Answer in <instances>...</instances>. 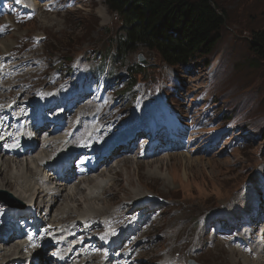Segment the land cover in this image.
I'll use <instances>...</instances> for the list:
<instances>
[{"label": "rangeland", "instance_id": "obj_1", "mask_svg": "<svg viewBox=\"0 0 264 264\" xmlns=\"http://www.w3.org/2000/svg\"><path fill=\"white\" fill-rule=\"evenodd\" d=\"M211 1L224 12L225 22L220 31V40L210 56L196 58L184 66L173 67L163 62L159 55L152 53V57L148 59L150 64L138 69V55L145 56L148 52L143 48L130 51L116 60L117 62H113L115 44L122 34V21L117 13L109 10L105 0H0V42L6 40L12 44L14 39L8 35L15 34L16 28H19L16 31L18 35L25 32L20 25H28L33 16L38 17L34 20L36 27L31 29H38L42 34L39 31L32 33L33 38L27 41V44H35V51L31 53L36 52L37 55L33 58H40L42 67L49 68V76L55 74L63 78L64 82H70V87L61 96L56 95V89L49 92L55 103L52 110L61 109L60 113L63 115L72 92L79 96L87 93L90 100L104 92L105 100L97 103L103 104L104 108L118 102L119 111L143 108L149 110L148 113L151 112L150 117L142 114L149 120L140 118L143 122L131 115L130 121L136 123L134 126L144 129L143 132L149 129L144 124L149 123L150 119L153 120V129L134 137L133 146L138 150H150L153 143L161 147L160 157H167L166 146L178 145L175 153L190 156L194 161L187 164L176 157L161 162L158 159L144 162L128 160L114 166L116 171L111 175L119 176L121 182L114 181L109 184L113 188L110 196L111 207L120 201L133 203L140 200L128 206L124 212L127 217L125 229L133 228L139 237L128 234L123 235L120 240L114 236L103 238L106 232L118 228L115 221L119 212L104 206L107 198L96 202L98 208L95 213L104 215L110 209L113 215L109 214L106 218H111L112 221L106 230L99 233L98 243L89 247L88 240L93 235L88 229L89 222L80 225L92 235L79 233L80 226L58 228V222H53L55 209L42 212L43 216H39L37 223L45 221L44 215L47 213L49 221L36 232L30 228L24 230L17 225L11 227L10 219H6L3 223L5 228L12 231L24 230L19 240L27 241L25 245L31 240L37 243L36 247L30 245L25 248L27 260L21 264H56L55 260L86 251L90 256L99 254L98 262L88 261L87 264H160L161 259L155 257L156 250L152 248V245L160 246V242L153 235L157 229H162L165 235L166 228L160 224L153 226L152 223L160 216L168 217L165 213L167 199L175 200L184 207L188 214L183 209L182 213L191 216L196 224L204 217L206 219L202 220L203 224L209 223L206 238L197 240L198 244L203 245L201 253L187 254L183 263L188 264L189 260H193L197 264H229L224 259L227 254L217 256V249H212L211 245L215 241L223 242L226 237H237L236 234L228 235L237 224V219L231 212V204L235 200L242 201L247 207L258 204L254 191L260 192V198L264 197V59L256 56L249 45L252 35L264 30V0ZM47 7L58 12L57 18L50 16L42 19L44 15L39 16L38 8L43 11ZM8 27L11 28L9 34H2ZM39 36L44 41H37ZM83 48L86 49L88 58L79 63V56L86 52ZM13 57L16 61L22 59L19 54ZM37 81L39 85L43 83L42 78ZM142 95L146 98L145 105L139 107L138 99ZM50 102L49 100L37 105L42 111V121L54 120L56 116V112L52 113V110L47 109ZM155 102L159 103V107L152 110ZM84 104L77 107L81 108ZM29 117L35 118L33 111L29 112ZM126 119L129 120V116ZM115 120H121L118 111L111 118L112 122ZM77 122L78 117H75V123ZM49 126L51 127V123L40 131L48 130L39 136L40 140L50 132ZM3 128L6 133L7 127ZM10 128L13 130L11 125ZM61 137L66 141L64 132ZM116 137L111 143L112 150H116L129 138L126 130ZM19 143L20 141H16L14 146ZM9 146L12 145L5 148ZM121 154L124 153L114 154L107 164L110 166L117 163V160L124 157ZM74 162V177L77 180L83 171L97 164V158L93 154H79ZM99 168L104 167L100 164ZM91 170L93 169L88 171ZM48 173V177H54L53 172ZM248 175L250 177L246 180ZM1 177L4 179L6 175ZM240 183L243 184L238 192L240 199H237L234 188ZM14 196L10 189L0 190V205L17 211L23 219L22 214H28L27 204ZM85 203L71 205L78 207L80 215L93 216V206L88 203L89 209L86 210ZM224 206H228V209L225 210ZM221 210L225 213L220 214ZM218 213L220 215H214ZM80 220L82 218L77 213L73 221ZM169 220L171 226L180 224L175 217L170 216ZM143 222L140 228L144 238L138 230ZM245 225L246 223L240 224V228L247 238ZM184 227L186 226H181L178 231L187 229ZM263 231L264 227L258 226L256 235L260 237ZM217 232L219 234L214 237ZM148 236L153 237H150V244ZM251 237L253 241V236ZM82 238L87 241L78 247ZM171 238L168 235L167 239ZM17 241L18 237L9 244L16 245ZM64 241L68 242L67 245L60 248V243ZM109 245L111 247H107ZM262 246L261 243L257 244L258 248ZM168 249L172 253L171 245ZM198 253V259L190 256ZM173 257L176 255L173 254ZM243 262L244 258L240 264Z\"/></svg>", "mask_w": 264, "mask_h": 264}, {"label": "bare ground", "instance_id": "obj_2", "mask_svg": "<svg viewBox=\"0 0 264 264\" xmlns=\"http://www.w3.org/2000/svg\"><path fill=\"white\" fill-rule=\"evenodd\" d=\"M38 9L39 16L44 15L42 19H47L50 16L57 18L59 15L58 12L52 11L50 7H47L43 11L40 8ZM49 10H51V12H48ZM35 18L38 17L33 16L32 22L28 25H20L25 32H20L18 35L16 31H19V28H16L14 31L15 34L8 35L9 38L14 39V44H9L6 40L0 42V44L3 45L0 47V190L4 188L12 190L15 195L14 197L27 204L28 208V214H22L24 218L21 219L22 217H19L17 211L0 205V264H21L23 261L27 260L26 253L24 252L25 248L30 245L31 247H36L37 243L31 240L28 245H25L27 241H22L23 239L19 240V237L23 235L24 230H27V228L35 232L40 231L42 226L49 221V215L47 213L44 215L45 221L37 223L39 216L42 215L44 210L48 211L50 209H55L56 215L53 222H58L56 225L58 228L81 227V223L89 222L88 229L92 231L93 235L88 232L89 230L87 231L82 227L79 233L83 235H92L88 240L87 247L93 245V243L97 244L99 233L106 230L112 221L111 218L107 219L106 216L109 214L112 216L113 213L109 209L104 214L105 216L96 214L95 211H97L96 208H98L96 202L99 201V199L107 198L104 206L111 207L110 196L113 188L111 187L112 184H109L114 181L121 182L119 176L114 177L111 174L116 171L114 168L119 166L122 161L126 163L128 160L144 162L158 159L157 161L161 162L178 157L187 164L194 162L190 156L178 155L175 153L179 148L178 145L166 146V149L169 150H165L167 157H160L162 149L160 146L153 143L151 144L152 148L150 150H138L133 146L134 137L145 134L149 129H153V120L149 118L150 122L144 124H147L149 129L143 132L142 130L144 129H140L138 125L134 126L136 123L130 121L131 115H133L134 119L137 117L136 120L143 122L140 118L149 121L146 116L149 115L150 117L151 112L148 113L149 110L143 108H138L135 111L126 109H124V112L122 110L119 111L118 102L104 108L103 104H97L99 102L103 103L105 100L104 92L96 95L91 100L87 97V93H85L86 95L79 96L78 93L74 94L72 92L61 118L55 120H40L42 111L37 108V105L43 102H49L50 100L51 105L48 110H51L55 106V103L50 98L49 92L52 89H56V95L61 96L67 88L70 87V82H64L63 78H59L55 74L49 76V68L46 69L42 67L40 58H33L37 55L36 52L34 54L31 53L35 51V44H27V41L33 38L31 35L32 33L39 31L38 29H31V27H36V23H34ZM10 31L11 28L8 27L4 29L2 34H9ZM39 32L41 33V31ZM39 38H42V36L37 37L36 40H43V38L41 40ZM83 51H86V49L83 48ZM86 53L87 51L79 56V63L87 60L88 56ZM15 54H19V56L22 57L21 61L13 59ZM38 78H42L43 80L41 85L38 84ZM111 84L113 85V83ZM145 100L146 98L144 95L139 97V107L145 105ZM79 104L84 105L79 108L77 107ZM5 105H7V107ZM158 107L159 103L155 102L153 103L152 110ZM31 111H33L35 115L33 119L29 117V112ZM117 111L121 114V120L112 122L111 118H113ZM54 112L58 113V110L52 111V113ZM144 113L146 116H142ZM128 116L129 120L126 119ZM75 117H78L77 123H75ZM25 120L28 121L25 122ZM48 123H51L52 128L49 126L50 132L40 140L39 136L48 130L42 131L41 133L40 131L46 127ZM10 125L13 127V130H11ZM3 127H7L6 133H4ZM125 130L126 136L129 137L128 141L118 146L116 150L114 149L115 151L112 150V140ZM63 132L66 141L61 137ZM16 141H20L18 146H14ZM7 145L12 146L5 148ZM120 152L124 153L121 154L122 156L124 155V157L120 155L119 157L122 158L116 161V165L109 166L107 163L110 158H112L114 154ZM79 154L89 156L93 154V156L97 158V164L83 171L82 176L76 180V177H74V158ZM14 160L21 162H15ZM54 160L56 161L52 165L51 162ZM100 164H102L104 168H99ZM3 169H5L4 172L2 171ZM90 169L93 170L88 171ZM48 171L53 172L54 177H48ZM114 174H116V172ZM2 175H6V178L3 179L1 177ZM249 177L250 175H248L246 180ZM242 184L243 183H240L234 188L237 199H240L238 192ZM107 185L109 186L107 187ZM26 192H30V194H24ZM253 193L258 204L247 207L240 200H235L231 204V212L233 217L237 219V224L234 230H231L228 235L236 234L237 237L231 239L226 237L223 242L215 241L211 245L212 249H217L219 253L217 256L227 254L224 259L229 264H240L243 258V264H264V231L259 239L256 235L257 227H264V197L260 198V192L257 193L254 191ZM78 199L81 202L77 201ZM126 200L131 201L134 199ZM135 202L120 201L115 206L111 207L116 212H119L116 214L115 221L118 223V228L115 231L106 232L103 238L114 236L115 239L120 240L123 235H138L137 231L133 228L125 229L127 217L124 212L127 210L128 206ZM71 203H85L87 204L86 210L89 209V204H91L93 206V216L90 214L80 215L79 211H77L78 207L72 206ZM166 203L165 213L168 214V217H164V215L160 216L152 223L153 226L160 224L165 227L166 234L163 235L164 232L162 229H157L153 237L156 239L159 238L158 241L160 242V246L152 245V248L156 250L155 257L161 259L160 264H184L183 258L187 254L192 252L201 253L203 245L198 244L197 240L206 238L209 230V223L206 222L203 224L202 220L206 219L205 217L200 218L198 224L193 222V218L185 214L187 210L180 206L175 200L167 199ZM180 203L182 202L180 201ZM223 208L226 210L228 206H224ZM182 209L185 213H182ZM77 213L80 218H82L80 222L73 221V217ZM224 213L225 212L221 210L220 214ZM170 216L178 219L180 224L171 226V221L169 220ZM6 219H10L11 227L17 225L19 228L23 227L24 230L12 231L10 228H5L6 226H3V223ZM178 220L176 221L178 222ZM242 223H246L245 226L248 231L247 238L240 228V224ZM142 224H144V222L139 225L138 230L141 233V237L144 238V233H142V229L140 228ZM183 225H185L186 227L184 228L187 229L178 231ZM122 230H124L123 234L121 233ZM84 231L86 232L84 233ZM218 234V232L214 234V237ZM168 235L172 236L170 240L167 239ZM251 235L253 236V241ZM16 237H18L16 245H10V241ZM150 237L148 240L149 244L151 243V238L153 239V237ZM49 238H51V236ZM86 241L85 238H82L77 246H83ZM67 243V241L61 242L59 247L66 246ZM259 243L263 244L261 248L257 247ZM169 245L172 246V253L176 255V257H173V254L168 249ZM211 246L208 248H211ZM107 247L111 246L109 245ZM78 255L70 254L59 261L55 260V262L56 264H87L88 261L98 262L99 260L98 253H94L93 256H90L86 251ZM190 256L193 257V259H198L199 253L197 255L191 254Z\"/></svg>", "mask_w": 264, "mask_h": 264}, {"label": "trees", "instance_id": "obj_3", "mask_svg": "<svg viewBox=\"0 0 264 264\" xmlns=\"http://www.w3.org/2000/svg\"><path fill=\"white\" fill-rule=\"evenodd\" d=\"M105 4L122 21L113 62L143 48L170 66L187 65L212 54L225 22L224 12L211 0H105ZM249 45L264 59V30L254 33Z\"/></svg>", "mask_w": 264, "mask_h": 264}, {"label": "water", "instance_id": "obj_4", "mask_svg": "<svg viewBox=\"0 0 264 264\" xmlns=\"http://www.w3.org/2000/svg\"><path fill=\"white\" fill-rule=\"evenodd\" d=\"M152 57V52H147V54L144 56L142 54L138 55L137 57V64L141 67H146L148 66L150 63L148 62V59ZM7 206H10L9 204H7L6 202H4ZM22 206V205H21ZM189 264H195L193 261H189Z\"/></svg>", "mask_w": 264, "mask_h": 264}]
</instances>
